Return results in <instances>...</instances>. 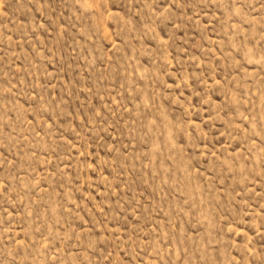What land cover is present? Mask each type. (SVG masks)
Wrapping results in <instances>:
<instances>
[{
  "label": "rangeland",
  "instance_id": "1",
  "mask_svg": "<svg viewBox=\"0 0 264 264\" xmlns=\"http://www.w3.org/2000/svg\"><path fill=\"white\" fill-rule=\"evenodd\" d=\"M0 264H264V0H0Z\"/></svg>",
  "mask_w": 264,
  "mask_h": 264
}]
</instances>
